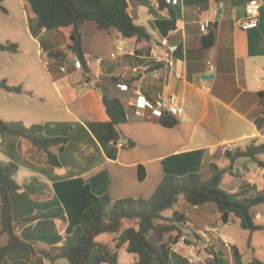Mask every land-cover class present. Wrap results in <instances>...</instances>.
I'll use <instances>...</instances> for the list:
<instances>
[{"label":"crops","instance_id":"0c3cea01","mask_svg":"<svg viewBox=\"0 0 264 264\" xmlns=\"http://www.w3.org/2000/svg\"><path fill=\"white\" fill-rule=\"evenodd\" d=\"M127 1L134 22L146 28L150 40L137 43L121 38L115 28L100 29L96 22H86L82 28L90 69L86 76L76 54L68 48L71 28L40 29L36 15L25 3L23 15L29 30H33V21L34 31L45 37L47 71L31 88L26 76L23 82L10 78L0 63V83L6 81L23 89L21 93L0 89V102L11 101L9 106L0 105L2 120L28 126L42 124L46 136L68 139L66 148L57 152L61 162L58 168L48 164L45 153L28 141L0 131V163L19 166L16 181L20 185L37 177L46 186L40 195L26 189L11 193L17 233L38 249L62 246L80 225L86 184L98 196L150 199L166 175L198 173L207 180L212 176V164L229 166L226 152L245 149L252 143L264 144V0H166L169 7L164 9L159 0ZM254 1L260 5L258 27L246 31L236 27L235 21L246 17V6ZM211 31L216 42L206 47L203 38ZM122 84L127 89H122ZM43 85L48 86L44 91ZM138 92L153 102L161 98L170 102L178 111L180 123L165 127L160 117L149 111L143 117L136 115ZM54 94L56 101L50 99ZM104 97L120 100L126 123L116 126L111 122ZM37 107L49 113L47 118L31 120ZM53 111H65L67 117L55 118ZM258 158L264 162V154ZM140 166L146 171L144 180L139 178ZM234 174L224 177L222 187L235 191L250 186L254 188L251 195L264 193V167L250 158L238 159ZM263 205L252 209L256 222L264 217ZM185 206L183 213L192 227L220 219L211 202ZM54 209H62L66 220L22 222ZM205 238L176 244L174 264H187L183 261L193 256L199 264H233L230 254L225 261L228 253L222 251L224 245L230 248V240L213 237L215 252L211 254L205 244L209 239ZM113 240L103 244H113ZM8 242V234L2 232L0 210V248ZM65 260L53 264H66ZM136 262L134 255L122 251L118 264ZM2 264L52 263L41 254L17 249Z\"/></svg>","mask_w":264,"mask_h":264},{"label":"trees","instance_id":"16d2710c","mask_svg":"<svg viewBox=\"0 0 264 264\" xmlns=\"http://www.w3.org/2000/svg\"><path fill=\"white\" fill-rule=\"evenodd\" d=\"M36 15L40 29L59 31L71 28L68 48L77 56L81 70L86 76L90 69L83 49V25L94 21L100 29L115 28L123 39L135 40L137 43L149 41L150 34L145 27L137 25L129 13L127 0H24ZM162 9L169 7L166 0H159ZM0 8L6 12L3 0ZM172 16L173 11L170 10ZM216 42V34L211 31L203 44L212 47ZM0 51L17 52L18 45L14 43L0 44ZM0 89L6 92L21 93L22 87L11 86L6 81L0 83ZM104 104L111 122L120 126L127 122L126 111L119 99L104 97ZM165 127H175L180 123L178 115L165 112L160 118ZM0 131L19 136L28 141L35 149L45 153L48 164L61 167L58 151H63L68 139L48 137L42 124L26 125L23 122L5 121L0 119ZM55 149V150H54ZM264 154V144L252 143L245 149L226 152L229 166L220 168L211 165L212 176L205 180L198 173L184 176L166 175L150 199L123 198L114 199L110 195H96L89 184L83 188L85 212L82 221L71 235L66 237L62 246L49 249H38L35 243L23 240L17 233L13 222V207L11 193L26 189L34 195L43 194L46 186L37 177L20 185L16 181L19 166L14 162L0 163V198L2 232L7 233L9 242L0 248V264L12 251L21 249L33 254H41L52 264L61 258L69 264H118L122 251L134 255L135 264H174L173 247L181 240L187 239L184 227L188 224L185 213L176 210L172 217L166 218L163 213L173 208L183 196L191 205L213 203L224 224L232 217L240 220L243 229L255 233L264 229V225L256 222L252 209L264 204V193L251 195L253 187L246 186L235 191L222 187L227 174H234V165L240 158H250L260 167L264 162L259 155ZM146 171L139 167V178L144 180ZM43 218H60L66 220L62 209H54L23 219L30 223ZM125 220H135L136 225L123 227ZM163 222L159 223L158 221ZM193 233L199 237L196 229ZM101 234H115L113 244H103L96 241ZM251 246V239H249ZM236 264H242L239 249L234 246ZM187 260V259H186ZM184 260L189 264L188 260ZM250 264H264V261L254 259Z\"/></svg>","mask_w":264,"mask_h":264},{"label":"rangeland","instance_id":"374dc122","mask_svg":"<svg viewBox=\"0 0 264 264\" xmlns=\"http://www.w3.org/2000/svg\"><path fill=\"white\" fill-rule=\"evenodd\" d=\"M24 3L28 5L24 0H3V6L6 9V12H4L0 8V44H17L18 51L0 52V63L3 68L6 67L8 77L16 78L19 80L21 79L23 82L26 76L27 80L30 81L27 82V86H31V88H34L33 86H35L36 81L40 80V77H42V75L47 71V69H45V62L48 60V56L45 50V37L38 35L39 31L38 33L34 31L33 21H31L30 24L33 30L31 31L28 28V21L25 20V17L23 15L24 11L22 8V4L24 5ZM61 30L66 31V28ZM67 40L69 41V38ZM64 55L66 54L64 53ZM45 87L43 85L41 87V90L44 91ZM52 90L54 92V89ZM22 97L27 96L23 95ZM50 99L52 101L57 100L55 94L53 99ZM9 104H11V101L8 102L7 99L0 102L2 108L5 106H9ZM48 115L49 113H47L44 109L42 110L41 108L37 107L33 109L31 120H42L43 118H47ZM51 115L55 118H62V116H64V118L67 117L65 111L59 114L53 111ZM0 119H2V117H0ZM227 179L232 178L228 177ZM223 188L225 190H230L227 189L229 187L225 188L223 186ZM188 204L189 203L184 199V197L181 196L179 202L173 208H170L165 211L163 213V216L166 218L172 217L173 213L176 210L183 212L186 209L185 205ZM261 207L262 209H264V205ZM158 222L161 223L163 221L159 220ZM257 222L264 224V217L260 220H257ZM136 224L137 222L135 220H125L123 227L133 226ZM195 225L196 227L191 226L192 228L184 227V235L189 244L193 243L195 238H197V236L193 233V229H196L199 237H206L205 239H209V241H205V244H207V251L209 250L211 254L212 252H215V247L213 245L214 242L212 243L211 241L213 237H225L226 239L230 240V248H227L223 244L222 240L220 238H217L220 239L218 240V242L221 243V245H224L222 251L228 253V256L225 257V261H229L230 254V258L233 259V264H236L234 248L231 242L234 243L235 246H237V248L241 252L242 264H249L250 260L254 259L264 261V229L255 233H250L249 231L241 227L239 219L236 217H233L231 221L227 224H224L220 218L218 220L215 219V221L212 223L208 222L202 225H198L197 223H195ZM206 227H210V229L213 228V231L206 232V235L204 236L203 234H201V231H204ZM114 237L115 234H102L98 236L97 241L99 243H110L114 239ZM249 239H251V246H249ZM204 253L208 255V253ZM192 258L196 259V257L194 256ZM64 262L66 264H69L67 260H65Z\"/></svg>","mask_w":264,"mask_h":264},{"label":"built area","instance_id":"2783aa9c","mask_svg":"<svg viewBox=\"0 0 264 264\" xmlns=\"http://www.w3.org/2000/svg\"><path fill=\"white\" fill-rule=\"evenodd\" d=\"M259 9L260 5L256 1L251 2L246 6L247 15L245 18L236 20L235 25L236 27L242 29V30H251L258 27V17H259ZM207 25L204 26V28ZM122 89H127L128 86L126 85H120ZM135 106L137 108L136 115L138 116H145V112L149 111L153 116L161 117L165 112L172 113L177 115L178 111L175 109V107L170 104V102L164 100L161 98L160 101L153 102L150 99H148L142 92H138V96L136 99ZM213 231V228L210 229V227H206L204 231H201V234L204 236L206 235V232ZM189 264H199V261L195 258L188 257L187 258Z\"/></svg>","mask_w":264,"mask_h":264}]
</instances>
